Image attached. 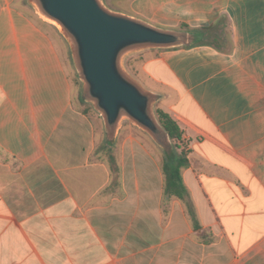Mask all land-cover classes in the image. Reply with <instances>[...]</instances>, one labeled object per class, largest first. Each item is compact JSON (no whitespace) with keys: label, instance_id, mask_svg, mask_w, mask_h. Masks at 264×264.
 I'll use <instances>...</instances> for the list:
<instances>
[{"label":"crops","instance_id":"obj_1","mask_svg":"<svg viewBox=\"0 0 264 264\" xmlns=\"http://www.w3.org/2000/svg\"><path fill=\"white\" fill-rule=\"evenodd\" d=\"M128 11L198 42L200 29L224 30L222 49L149 48L141 68L190 141L193 215L165 196L155 145L127 134L116 165L97 153L104 123L64 38L0 0V264H264V0Z\"/></svg>","mask_w":264,"mask_h":264},{"label":"water","instance_id":"obj_2","mask_svg":"<svg viewBox=\"0 0 264 264\" xmlns=\"http://www.w3.org/2000/svg\"><path fill=\"white\" fill-rule=\"evenodd\" d=\"M30 2L70 41L84 82L81 96L103 117L108 142L115 141L121 123L127 119L144 129L167 157L172 155V140L154 109L160 94L133 78L124 67V58L149 48L191 46L198 42L197 33L152 25L107 7L103 0Z\"/></svg>","mask_w":264,"mask_h":264},{"label":"rangeland","instance_id":"obj_3","mask_svg":"<svg viewBox=\"0 0 264 264\" xmlns=\"http://www.w3.org/2000/svg\"><path fill=\"white\" fill-rule=\"evenodd\" d=\"M128 1L129 0H103L104 4L107 7L111 8L113 10L122 11V12H126V13L129 12L128 11ZM16 2L21 7L26 9V11L29 14H31L32 17L39 24H42L43 26L47 25V27L49 28V31L51 33H55V35L56 34L62 35V37L64 38L65 42L68 45L67 56L70 59V66L72 69L71 71H72V77H73L75 87H78L80 89V92L82 93V89L84 87V82L82 81V79L79 76V72H78V69L76 67V64H75V61L73 58L72 47H71L70 41L68 40L66 35L62 32L61 28L59 26H57L56 24L45 20L37 12L36 8L31 4L30 0H16ZM202 39L204 40L205 38L203 37ZM209 39H211V38L209 37ZM150 56H152L151 52L148 51L147 49L132 52L124 58V67H125L126 71L133 78H135L137 81L142 83V85H144L146 88H148L150 90H154L157 92L160 90V88L154 84H151L147 80H145V77L142 75V69H141L142 65ZM83 102L85 105H88L90 107V109H92V111H95V113L100 114L95 109V107L93 106L92 103H90L86 100H83ZM161 102H162V100H161ZM161 102L157 101L155 103V105H154L155 113H156V108L161 105ZM101 118H102V121L104 123V119L102 116H101ZM103 125H104V128H103L104 129V135H103L104 137H103L102 142H99V144H98L97 153H100L101 156H103L104 158H107L110 162L114 163V165L117 164L116 159H118V157H119L122 138L124 136H126L127 134H133V135L138 136L147 145H149L150 143L152 145H155L156 147H158L159 150H162V153H163L162 155L164 158V156H165L164 150L155 142V140L144 129H142L141 127H139L138 125H136L132 121L126 119L121 123L120 129H119L118 134L116 136V139L113 143L108 142L107 136H106L105 124H103ZM173 147H174L173 154L180 152V149L176 148L174 146V144H173Z\"/></svg>","mask_w":264,"mask_h":264},{"label":"trees","instance_id":"obj_4","mask_svg":"<svg viewBox=\"0 0 264 264\" xmlns=\"http://www.w3.org/2000/svg\"><path fill=\"white\" fill-rule=\"evenodd\" d=\"M200 39L198 44L212 45L215 48L222 49L224 45V30L222 28L200 29L198 31ZM209 37L211 39H209ZM82 101L84 100L81 96ZM156 115L160 124L170 135V138L176 148L180 149L179 153H174L169 157L164 156L163 172L165 176L164 194L168 199L173 197L179 198L186 202L190 214L193 215L194 207L191 201V194L183 179V171L189 164V154L191 152L190 141L185 138V130L180 123L165 109L156 108Z\"/></svg>","mask_w":264,"mask_h":264}]
</instances>
